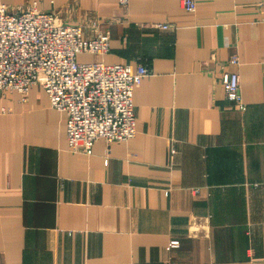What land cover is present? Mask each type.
<instances>
[{"label": "crops", "instance_id": "obj_1", "mask_svg": "<svg viewBox=\"0 0 264 264\" xmlns=\"http://www.w3.org/2000/svg\"><path fill=\"white\" fill-rule=\"evenodd\" d=\"M127 1L0 0L99 20L106 65L151 70L134 139L90 155L70 150L44 90L0 95V264H264V0Z\"/></svg>", "mask_w": 264, "mask_h": 264}, {"label": "built area", "instance_id": "obj_2", "mask_svg": "<svg viewBox=\"0 0 264 264\" xmlns=\"http://www.w3.org/2000/svg\"><path fill=\"white\" fill-rule=\"evenodd\" d=\"M121 4L126 7L128 1ZM184 4L188 11L196 9L194 1ZM110 39L99 20L65 24L52 12L34 6L10 8L0 2V95L18 92L26 102L32 88L44 90L51 107L66 114L72 151L90 155L97 141L109 145L131 141L137 133L134 91L151 70L141 63L135 70L106 65L102 58L110 52ZM80 55L95 59L80 63ZM227 63L238 66L240 60L235 57ZM221 83L226 99L245 112L240 76L223 72ZM178 247V241H171L166 250Z\"/></svg>", "mask_w": 264, "mask_h": 264}, {"label": "rangeland", "instance_id": "obj_3", "mask_svg": "<svg viewBox=\"0 0 264 264\" xmlns=\"http://www.w3.org/2000/svg\"><path fill=\"white\" fill-rule=\"evenodd\" d=\"M95 58L93 57V60H94ZM81 60H83V61H89L90 59L89 58H83V59H81Z\"/></svg>", "mask_w": 264, "mask_h": 264}]
</instances>
